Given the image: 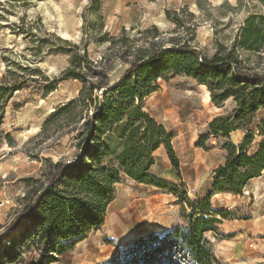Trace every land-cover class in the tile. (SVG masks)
Wrapping results in <instances>:
<instances>
[{"label": "rangeland", "instance_id": "rangeland-1", "mask_svg": "<svg viewBox=\"0 0 264 264\" xmlns=\"http://www.w3.org/2000/svg\"><path fill=\"white\" fill-rule=\"evenodd\" d=\"M262 16L264 0H0V264H120L127 250L123 264H197L187 236L200 218L217 221L202 235L214 264H264V168L240 194L219 192L232 196L213 199L212 194L207 199L214 171L225 163V147L231 145L236 155L241 149L249 157L258 152L264 142V108L245 123L231 116L230 124L241 136L234 144L231 132L221 137L207 128L214 118L231 114L234 100L213 107L210 94L204 99L207 89L184 75L156 79L158 89L143 99L142 108L170 135L178 181L168 171L174 168L160 146L152 153L149 172L157 182L144 185L122 174L104 223L61 254L47 249L41 232L22 215L45 188L53 165L74 161L83 146L77 137L93 104L77 103L81 82H53L72 56L85 49L90 68L100 65L112 87L139 50L187 42L210 59L221 45L233 51L240 74L264 77V31L255 51L239 45L231 49L245 22L252 19L257 25ZM107 89L93 96L101 99ZM70 101L74 105L65 109ZM121 131L116 125L95 138L96 146L109 152L103 166L121 152ZM238 171L252 172L253 167ZM171 180L175 189L169 188ZM206 199L213 211L209 214L197 209ZM221 211L225 218L216 214ZM17 220L21 223L13 229ZM142 239L146 245L132 247Z\"/></svg>", "mask_w": 264, "mask_h": 264}, {"label": "trees", "instance_id": "trees-1", "mask_svg": "<svg viewBox=\"0 0 264 264\" xmlns=\"http://www.w3.org/2000/svg\"><path fill=\"white\" fill-rule=\"evenodd\" d=\"M173 20L178 26L179 19L175 17ZM263 31L264 16L257 25H253L252 19H248L231 49L239 45L245 50L255 51L259 47ZM73 47L77 48L76 45ZM139 52L129 62L118 83L112 87L107 83L106 74L100 65L90 68L93 64L87 59L85 49L82 55L72 56L69 66L53 80L54 83L66 79L81 82L82 88L76 101L82 104L87 101L93 104L94 109L92 115L84 119L83 131L77 137L78 146H83L76 154V159L69 163L56 162L45 188L35 194L32 205L22 213L34 223V229L41 232V242H44L47 249L52 248L53 252L63 253L70 246L82 241L92 229H98L104 223L106 209L114 197L115 184L121 182L122 174L144 185L156 183L157 179L149 172L154 165L152 153L160 146L164 147L171 166L180 177L178 161L170 145V135L162 125L142 110L143 99L158 89L156 79L166 80L165 74L192 78L199 86L207 89L210 104L218 108L224 101L232 98L236 106L231 114L214 118L207 125L215 136L228 137L230 132H235L230 124L232 117L245 123L248 116L264 108V77L240 74L233 51H225L221 45H218L216 53L210 59L187 42L166 49L160 47L151 52ZM92 77L98 81H91ZM106 88L107 92L101 99L97 95L93 96L94 92ZM114 93H117L115 102ZM74 103L70 101L64 108ZM116 125L122 129L120 138L123 147L114 161L103 166L102 160L109 152L100 149L94 141L97 142L95 138L99 134L112 132ZM245 141L244 137L242 142ZM200 142L201 140L197 146H201ZM231 148V145L225 147L228 151L225 163L215 169V183L207 199L212 194L213 199L225 194L231 195L219 192L240 194L246 182L256 177L258 171L264 168V142L251 157L242 153L241 149L240 154L236 155ZM241 166H251L253 171L241 173L238 171ZM61 179L64 181L59 189L56 185ZM224 184H228V187H223ZM169 188L175 189V186L171 184ZM207 199L202 200L197 207L203 214L213 212L209 209ZM216 214L225 218L227 213L221 211ZM195 215L196 213L193 214ZM213 222H217L216 219H197L188 233L187 246L197 264L215 262L205 246L206 243L202 241L203 233L211 230L207 226ZM20 223L17 220L12 228L16 229ZM67 239L71 240L69 244L58 243L62 240L68 241ZM146 243L144 239L138 240L133 242L132 247ZM127 252L128 250L124 251L123 256L128 255ZM122 257L119 259L120 264H123Z\"/></svg>", "mask_w": 264, "mask_h": 264}, {"label": "bare ground", "instance_id": "bare-ground-1", "mask_svg": "<svg viewBox=\"0 0 264 264\" xmlns=\"http://www.w3.org/2000/svg\"><path fill=\"white\" fill-rule=\"evenodd\" d=\"M203 94H204V99L207 101L208 99V92L206 90H203ZM238 131L237 132H234V133H231V141L234 143V144H239V141L241 139V136L238 135ZM241 134V133H240ZM258 180V179H257ZM132 182V180H130ZM256 182V181H255ZM249 190V189H248ZM243 192H245L246 194H248L247 190H243ZM249 196V195H248Z\"/></svg>", "mask_w": 264, "mask_h": 264}, {"label": "crops", "instance_id": "crops-1", "mask_svg": "<svg viewBox=\"0 0 264 264\" xmlns=\"http://www.w3.org/2000/svg\"><path fill=\"white\" fill-rule=\"evenodd\" d=\"M168 171L172 172V174L174 175V178H175L177 181L179 180V179H178V176H177V172H176L174 169H172V168H168ZM170 183L173 184V185H175V181H173V180H171Z\"/></svg>", "mask_w": 264, "mask_h": 264}]
</instances>
